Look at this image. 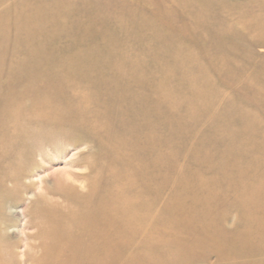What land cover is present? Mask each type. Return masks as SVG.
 Instances as JSON below:
<instances>
[{"label":"bare ground","instance_id":"6f19581e","mask_svg":"<svg viewBox=\"0 0 264 264\" xmlns=\"http://www.w3.org/2000/svg\"><path fill=\"white\" fill-rule=\"evenodd\" d=\"M75 1L21 0L0 14V45L28 50L0 53V193L32 189L19 170L35 148L78 135L91 152L53 171V187L40 180L25 263L264 264V121L250 103L227 106L208 75L242 85L250 109L264 110V0H170L175 15L188 12L176 30L193 46L144 28L149 19L121 3ZM88 4L91 16L126 11L97 30L80 20ZM181 130L193 150L160 139ZM0 264H16L11 251L0 249Z\"/></svg>","mask_w":264,"mask_h":264},{"label":"rangeland","instance_id":"374dc122","mask_svg":"<svg viewBox=\"0 0 264 264\" xmlns=\"http://www.w3.org/2000/svg\"><path fill=\"white\" fill-rule=\"evenodd\" d=\"M21 0H4L0 1V14L2 12H6V10L10 7H14L17 3H19ZM81 0H77L74 2L73 5H76ZM100 2H103L104 0H97ZM114 2L121 3L123 6H126L125 8H130L134 16L141 17L143 14L149 19L147 21H144L142 18V24L145 27L150 26V24L153 22L154 25L160 27H163L164 32H167L169 34V37L166 39L169 42H172V40H178V39H185V42L188 46H193L195 40L194 37L188 36V33L185 31L184 27H182L181 30H176V25L184 26L187 22L186 20L189 19L188 12L184 10L176 11V15L174 10L176 9L175 5L170 2V0H113ZM130 3L131 6L126 5ZM105 3H107V0H105ZM93 5V3H92ZM91 4L86 5L84 9V15H80V20H85L86 24H88V21L92 19H95V23H92V25H95L94 27L97 30L103 29V27H107L108 24L104 22L106 21L110 23V26H115L120 21V18L122 13H124L126 10L125 8H122L123 6H115V7H108L104 9H100V12L94 14L91 16V14L94 12V8ZM119 8L121 11L119 12ZM116 11L118 13L116 14ZM186 15V17H185ZM84 16V17H83ZM94 16V18H93ZM157 19V20H156ZM185 20V21H184ZM184 21V22H183ZM75 23V22H74ZM73 23V24H74ZM91 23V22H90ZM183 23V24H182ZM69 25V27L74 30L76 25ZM186 26V25H185ZM144 31V35L146 39L151 38V34L148 31ZM177 32V33H175ZM13 28H8V35L13 36L14 35ZM94 37V36H93ZM174 38V39H173ZM201 38L204 39V34H197L195 36V39ZM67 38H62L61 43L65 44L67 42ZM97 43H99V39L93 38L91 42V48H96ZM15 48L12 45L10 41L5 42V44L0 45V53L4 56V59L6 61H9L14 56H22L26 55L28 53V50L26 49H17L14 51ZM203 63L208 64V60L205 58L200 59ZM216 75L213 73V71L208 72L209 77L217 78L218 85L220 86L218 89L222 96L224 98L230 99V102H227V106L231 108H235L236 106H239L241 108H245L244 102L250 103L251 107L249 105H245L247 108L245 109L246 113L250 116L254 117H260L264 121V110H256V109H250L254 108V105L251 101V96L248 94L250 93L245 92L242 88V85L240 84H230L229 82H223L222 79H226L225 77L220 78L218 75V71H214ZM231 75V73H229ZM260 82V80H259ZM261 83V82H260ZM262 86V83H261ZM215 90H208L209 93L214 92ZM247 93V94H246ZM233 120L229 121V123L232 125L235 122H232ZM209 122V121H208ZM206 122L205 124H209ZM204 124V125H205ZM203 126V125H202ZM201 126V127H202ZM199 129V132L202 131L203 128ZM177 130V127H172V131ZM261 129L255 128L253 132H258ZM182 135L180 137H177V139L172 140V137L170 140L168 139L167 132H164L163 134H160V139L166 142L169 141L171 147L172 144L175 147L181 148L184 144L185 146L188 145V148L190 150H193V146L190 143V139H188V131L187 130H181L180 131ZM201 134V133H200ZM78 135H72L69 140H63L59 141L58 145L55 147L49 146V145H42L38 150L35 148L33 153V156H31L30 151V158L23 157L21 158L22 162L24 163V166L31 165L28 169H23V171L19 170V173H23V183L25 186H31L30 184H33L29 191H23L20 194V197L18 195H8L3 194L4 192L0 193V249L11 251L13 254V257L15 259L16 264H28L25 263L23 254H24V248H25V240L26 236L24 234H35L36 230L34 228H29L31 217L29 214V210L31 207V204L36 200L38 197V194H40V191L38 190V187L40 186V180H45V184L47 188H51L54 186V179L53 175H50L53 171L60 170L66 167V163H68L71 160H82L85 156L91 155L90 151L84 146H81L84 144L82 141H80L78 138ZM210 137V136H209ZM217 148H221L220 144L218 143ZM28 151V154H29ZM94 153V152H93ZM212 154V153H211ZM209 155V154H208ZM21 162V163H22ZM29 170V171H28ZM72 171L77 173H83L85 172V169L83 167H76L71 168ZM24 173H28L29 177H24ZM162 180V178H161ZM222 181V180H221ZM172 185H176L178 188L181 186V183L179 181H175L174 179L171 180ZM184 187H188V181L186 180L183 183ZM13 183L8 182L7 187H12ZM233 221V216H229V223ZM28 227V228H27Z\"/></svg>","mask_w":264,"mask_h":264}]
</instances>
